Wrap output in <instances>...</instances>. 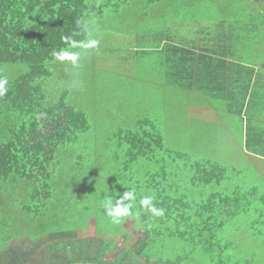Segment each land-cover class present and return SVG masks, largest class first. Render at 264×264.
Instances as JSON below:
<instances>
[{"label": "trees", "instance_id": "1", "mask_svg": "<svg viewBox=\"0 0 264 264\" xmlns=\"http://www.w3.org/2000/svg\"><path fill=\"white\" fill-rule=\"evenodd\" d=\"M231 1L218 10L208 7L216 12L218 18L226 16L236 20L234 23L241 22V35L230 31L229 43H226L233 47L237 39L247 42L252 36L261 35V30L264 32V0L257 6L256 16L253 15L255 10L252 11L250 0H240L241 3L237 5ZM93 2L0 0V78L8 81V91L0 97V187L12 186L6 192L10 189L20 192V199L12 201L20 202L21 212L28 216L39 215V207L50 198L51 191L57 189L58 169L67 165V160L74 156L70 149H74L82 137L89 136L91 127L87 115L67 104V89H62L58 98L51 100L50 93L55 95L56 86H50L48 80L52 78L50 70L53 61L58 58L54 53L84 43L88 38L87 22L91 21L90 18L103 16L104 7H97ZM218 29L221 31L216 30L215 38L219 40L227 28L221 25ZM151 34L152 37L147 39L154 40L143 45L137 44L138 37L136 43L131 37L133 46L129 52L137 60H141L140 56L156 57L160 54L163 61L158 68H153L160 76L152 87L163 88L168 96L163 102L170 101L171 106L189 86L183 78L189 76L196 79L202 61L207 57L174 43L154 49L151 43L163 33L156 34V37L155 32ZM170 39L175 41L174 37ZM145 41L146 37L140 43ZM152 49L155 51L150 52ZM227 51H222L225 57ZM215 53L212 54L215 57H224L221 51ZM233 53L232 49V56ZM241 55L245 56L242 50ZM14 66H23L25 71L14 76L11 69ZM247 86H250V81ZM156 124L144 119L138 121L135 128L116 129L110 137L116 141V149L122 153L120 162L117 159L114 161L119 172L144 170L148 165L142 185L136 182L134 188L122 189L118 193L111 187L105 190L107 198L97 202V214L108 216L105 209L108 199L115 204L129 190H133L137 197L132 211L138 213V217L132 215L121 219V224L125 226L122 241L127 246L118 254L116 262L110 264H151L156 256L155 250L135 232L144 230L150 224L153 233L159 235L162 225L167 222L173 223V232L178 236H191L203 244L208 255L224 254L229 261L237 259L244 264H252L253 260L257 262L259 259L252 256L261 244L260 249L264 245V211L261 209L264 198L260 197L261 204L254 206L255 191L238 182L239 169L235 166L204 159L191 160L185 153L165 147ZM258 155L264 157V149ZM81 161V155L74 156L76 174L79 173L77 167ZM176 161L185 162L182 167L190 174L186 187L183 180L178 183L169 180L168 169ZM245 179L250 182L249 178ZM144 196L154 197L153 204L164 209L162 217H153L141 208L139 201ZM92 221V227H97V218L94 217ZM246 230L250 231L245 233ZM24 239L31 242L28 238H20V242ZM51 241H69L71 244L63 249L52 248L48 251L46 259L49 264H101L97 257L101 238L81 241L74 232L52 233L43 242H31L32 246L24 247L25 250L18 248L15 244L17 240H10L0 264H31L38 261V258L31 257L38 250L41 252L47 248L46 243ZM247 249L252 250L248 252ZM151 252L154 256H150ZM66 257L71 259L64 260L68 259ZM152 264L170 262L158 259Z\"/></svg>", "mask_w": 264, "mask_h": 264}, {"label": "rangeland", "instance_id": "2", "mask_svg": "<svg viewBox=\"0 0 264 264\" xmlns=\"http://www.w3.org/2000/svg\"><path fill=\"white\" fill-rule=\"evenodd\" d=\"M176 1L182 5L191 3L192 7L209 5L210 8L214 7V10L224 8L232 2L231 0L204 2L194 0L189 3L183 0H94L95 6L104 7V14L101 18H90L91 21L87 22L88 38L84 43L95 39L99 42L98 45L87 49L76 45L69 47L67 50L81 53L77 64L74 66L68 59L57 58L53 61L50 70L52 78L48 80L50 86H56L55 95L50 93L51 100H56L59 92L67 89L69 92L67 104L87 115L91 127L89 136L82 137L75 148L70 149L74 156H82V161L77 167L79 173L76 174L74 170L77 165L74 163V156L70 157L67 165L64 164L58 169L57 189L51 191L50 198L39 207L37 217L22 213L21 203L12 201L20 199L19 191L10 189L6 192L12 186L0 187L1 259L5 256V247L10 240H17L15 244L19 246L18 248L25 250L24 247L32 246L31 242L36 244V241L43 242L52 233L74 232L81 241L101 238L97 256L99 261L101 264L116 262L118 254L127 246L122 241L125 226L121 223L113 224L110 217L103 216L100 212L98 215L97 202L107 198L105 190L111 187L114 188L115 193H118L122 189L134 188L136 182L142 185L143 177L146 176L143 175L144 171L148 168L147 165L144 170L119 172L114 161L117 159L120 162L122 153L116 149V141L110 138L116 129H132L136 127L138 121L150 119L157 123L165 147L185 153L191 160L204 159L225 165L233 161L234 164L240 165V160L245 159L240 149L233 151V154L225 153L223 156L226 148L215 145L219 142L218 137L222 131L215 129L210 122H214L216 117L218 120L220 114L207 111L205 115L197 114V117L195 115L193 117L181 107L178 99L176 104L173 103L171 106L170 101L163 102L168 97L165 90L152 87L160 76L156 70H153L163 61L159 53L156 57L140 56L141 60L134 59L130 55L129 49L133 46L131 37L134 38V43L137 41V44L143 45L154 40L147 39L152 36L151 33L155 32L156 37L158 32L172 35L173 29L179 30L173 20L174 14L178 16L180 22L190 17V14L188 7L180 11L181 13L175 12L172 3ZM233 3L237 5L241 1L233 0ZM260 34L252 36L244 45L242 52L248 61H263L260 67L264 68V32L261 30ZM136 37L139 39L136 40ZM145 37V43H140ZM157 43L156 38L155 42L151 43L152 48L157 49ZM154 49L149 51L154 52ZM11 69L14 76L25 71L23 66H14ZM193 101L197 103L196 100ZM235 140L238 141L237 136ZM160 155L164 157L163 153ZM258 163L261 162L251 159L247 172L241 169L242 167L233 165L239 169L237 179L241 185H257L264 190V165L260 168L255 165ZM184 165L185 162L176 161L170 164L171 168L168 171L170 181L178 183L183 180L186 187L190 174L186 168L184 170L182 167ZM246 175L252 176V179L249 178L250 182L244 178ZM259 196L264 197V194ZM260 204V199L254 202L255 207ZM261 209L264 211L262 205ZM94 217L97 218V227H92ZM128 229L132 231L130 226ZM161 229V234H155L153 227L148 224L144 230L135 232L137 237L143 238L155 250L156 256L151 264L158 259L168 261L170 264H236L237 262L244 264L242 260L229 261L224 254L208 255L203 244L198 243L195 238L180 237L175 234L172 222L162 225ZM249 231L246 230L245 233ZM20 238H28L31 242L24 239L22 243ZM46 244L48 249L45 247L41 252L38 250L37 254L31 257L38 258V261L31 263L30 259L31 264H49L46 259L48 251L50 252L52 248L63 249L71 243L51 241ZM260 246L252 256L259 260L257 262L253 260L252 264H264V245L261 249ZM251 250L247 249L248 252ZM150 256L154 254L151 252ZM66 258L68 259L64 260L71 259V257Z\"/></svg>", "mask_w": 264, "mask_h": 264}, {"label": "crops", "instance_id": "3", "mask_svg": "<svg viewBox=\"0 0 264 264\" xmlns=\"http://www.w3.org/2000/svg\"><path fill=\"white\" fill-rule=\"evenodd\" d=\"M183 1L194 2V0ZM260 1L262 0L249 1L252 2L251 8L252 11L255 10V14H253L255 16L258 13L257 6L260 5ZM172 5L176 9L175 12L179 11V13L188 7L190 17L181 20V23L178 16L174 14L173 20L179 30L173 29L172 35H160L158 47H165L174 43L196 50L197 54L207 57L203 59L198 71L199 76L196 79H191L189 76L183 78L189 86L182 95L178 96V98L180 97L179 104L189 116L193 117H197V114L205 115L207 111L220 114L218 120L216 117V121L210 122L215 129L222 131L218 137L219 142L215 145L226 148L223 151V156L225 153L233 154L232 152L237 149H240L245 155V159L240 160V165L234 164L233 161H229V165L242 167L241 169L247 172L251 165L249 162L252 159L261 162L255 165L262 168L264 157L258 153L264 149V68L260 67L263 61H248L246 56L241 55V50L246 45L245 39L242 40L244 42L237 39L233 47L227 46L230 31L236 35L241 33L239 24L241 22L234 23L236 20H232L230 17L225 18L226 16L218 18L214 10H209L208 5L192 7L191 3L182 5L177 1L173 2ZM221 25L227 28V32L222 33L218 40L215 38V33L216 30H220L218 27ZM169 37H174L175 41H171ZM144 48L147 47L144 46ZM226 49L228 50L227 57L222 52ZM232 49L234 51L233 56L231 54ZM216 51H221L224 57L213 56L212 54L215 55ZM225 63L227 65H224ZM226 69L227 73L225 72ZM248 81H250L249 87L247 86ZM193 100H196L197 103L195 104ZM234 124L236 125L233 127ZM236 136L238 141L235 140ZM244 178L252 179V176L246 175ZM249 188L255 191L254 202L260 199L259 194H264V190H261L262 187L260 186L253 185Z\"/></svg>", "mask_w": 264, "mask_h": 264}, {"label": "clouds", "instance_id": "4", "mask_svg": "<svg viewBox=\"0 0 264 264\" xmlns=\"http://www.w3.org/2000/svg\"><path fill=\"white\" fill-rule=\"evenodd\" d=\"M65 39H68L65 37ZM98 41L95 39L89 40L87 43L76 45L78 47L87 48H95L98 45ZM75 44V42H74ZM60 60L68 59L75 66L80 58V52H72L69 50H62L60 52L54 53ZM8 81L6 78H0V97L4 96L8 88L6 85ZM137 199L136 194L133 190H129L124 195L121 196L119 200L116 201L115 204L112 203L111 199H108L105 202L106 214L111 218L113 224H120L121 219L123 217H128L132 215H136L138 217V213H133V202ZM153 196H144L140 199L139 203L141 208L146 209L148 213H150L153 217H162L164 215V209L158 208L153 204ZM128 201V203H125Z\"/></svg>", "mask_w": 264, "mask_h": 264}, {"label": "water", "instance_id": "5", "mask_svg": "<svg viewBox=\"0 0 264 264\" xmlns=\"http://www.w3.org/2000/svg\"><path fill=\"white\" fill-rule=\"evenodd\" d=\"M72 264H95V263H72Z\"/></svg>", "mask_w": 264, "mask_h": 264}]
</instances>
